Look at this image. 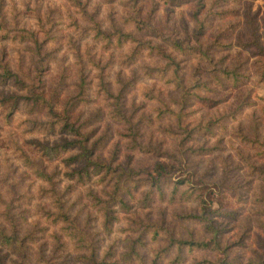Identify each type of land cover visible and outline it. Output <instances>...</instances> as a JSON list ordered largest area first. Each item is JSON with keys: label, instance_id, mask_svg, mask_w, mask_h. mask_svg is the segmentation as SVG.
I'll return each mask as SVG.
<instances>
[{"label": "trees", "instance_id": "trees-1", "mask_svg": "<svg viewBox=\"0 0 264 264\" xmlns=\"http://www.w3.org/2000/svg\"><path fill=\"white\" fill-rule=\"evenodd\" d=\"M121 1L125 9L119 18L108 13L107 23L105 18L88 12L82 0H58V7L51 8L55 11H45L48 22H56L54 18L60 22H74V31L81 39H87L86 42L81 41L88 48L84 52L87 58L79 50L80 40L75 43L78 64L69 82L68 89L71 90L58 107L54 98L58 89L46 94L42 77L43 71L54 59L43 48L52 31L45 30L41 38L33 30L14 31L12 34L5 31L10 40L34 42L35 47L31 49L37 55L39 66L35 74L32 69L24 77L8 63L6 56H0L1 82L11 79L25 91L8 93L0 98L2 117L8 120L21 105L27 106L28 110L36 108L50 118L46 121L33 118V123H44L47 130H58L68 136L59 142L40 143L42 149L38 152L45 162L35 159L36 154H28L18 147L20 161L25 168L20 176L28 181L12 183L4 188L0 186V264H144L146 256L139 248L145 245L147 236L152 241L161 236L167 239L166 243L152 247L149 264H237L230 256V246L221 240L223 228L210 216L230 215L232 210L224 207L220 198L219 204L214 206L207 198L205 180L199 178L200 185L193 181L187 159L189 153L208 150L189 144V141L212 132V128L221 123L218 116L192 122L193 118L189 115L196 109L189 108L192 98L196 97L207 106L219 101L199 94L198 89H210L205 80L197 76L203 70L199 69V65L192 82L184 76L182 58L177 55L188 52L194 46L183 37L162 34V30L152 22L160 4H181L189 0ZM32 13L35 22H44V14L35 8ZM80 20L88 22L86 26L82 25V30L77 23ZM125 24L129 25V31H125ZM202 26L203 22L194 25V33L199 32ZM158 35L162 36V40L155 41L153 37ZM126 42L132 44L128 52L121 55L120 62L124 65L145 53L154 57L141 72H135V67H132V76L129 77L138 79V94L142 96V101L144 104L155 102L159 105L154 106L156 116L167 114L177 124V128L167 130L176 134H173L174 152L168 154L167 159L156 160L152 166L136 167L131 163L130 156L120 158L124 154L121 152V139L139 151L148 150V146L137 140V135L143 119L150 117L144 112H129L125 109L124 98H121L123 90L120 86L129 80H117L120 88L113 93L110 80L102 72L91 75L93 70L102 68L93 59L97 47L112 56L111 50ZM200 50L202 55L210 57L206 50ZM58 73L63 79L67 78L64 67H59ZM221 73L224 78L238 81V73L234 69H222ZM144 77L151 80L143 81ZM96 78L99 88L112 99L109 104L113 106L107 111L112 123L101 119L91 125L96 112L87 118H83L78 111L74 114L78 105L87 101L89 87ZM167 92H174L176 98H173L172 104L166 100ZM117 134L120 139L114 140ZM105 141L110 142L108 147H105ZM155 151L156 154H166L160 148ZM51 160L54 161L50 165L48 161ZM258 172L264 179V168H259ZM221 195V198L225 197ZM156 197L168 202L192 200L198 205L172 212L171 215L178 220L176 228L164 218L167 217V208L160 207L156 215L149 213ZM132 200L135 201L133 205ZM96 220L99 226L94 229ZM174 249V254L165 260L166 254ZM194 250L216 252L217 256L192 258V261L185 262L186 254Z\"/></svg>", "mask_w": 264, "mask_h": 264}, {"label": "rangeland", "instance_id": "rangeland-1", "mask_svg": "<svg viewBox=\"0 0 264 264\" xmlns=\"http://www.w3.org/2000/svg\"><path fill=\"white\" fill-rule=\"evenodd\" d=\"M52 1L54 2L0 0V56H6L8 63L22 76L26 77L27 72L32 69L35 74L39 64L36 62L37 55L31 49L35 47L34 42L26 39L10 40V36L5 35V31L8 30V34H12L14 31L33 30L41 38L44 31L50 29L51 38L43 48L49 51L54 59L49 62L50 65L48 64L47 70L43 71L42 77L44 76L43 86L46 94L58 89L57 94H54L58 107L68 90H71L68 89L69 82L73 79L78 64L75 43L80 40L79 50L85 58L87 57L84 52L88 51V48L81 43V41L86 42L87 39H81L74 31V22H60L56 18H54L56 22H48L45 11L58 7V0ZM82 1L88 12H92L98 18H105V23L108 22L106 20L108 13L118 17L125 9L121 0ZM142 1L149 2V0ZM201 2L203 5H200ZM34 8L44 14L42 16L44 22H35L32 13ZM51 15L53 16L52 13ZM152 22L157 25L156 28L162 30V34L183 37L194 46L188 52L177 55L178 58H182L180 62L184 67V76L192 82L199 65V69L203 68V70H200L197 76L205 80L210 87V89H198L199 94L219 101L213 106H207L193 97L192 105L189 106L190 109L196 108L189 115V118H193L192 122L217 116L221 121L212 128V132L189 141V144L208 148L206 151L192 152L187 156L189 169L193 172V181L200 185L199 178L205 180L207 198L212 200L214 206L219 204L220 198L224 207L232 210L230 215H210L213 216L215 223L223 228L221 240L230 246V256L235 258L237 264L256 262L264 264V199H261L262 196L264 197V179L258 172L259 168H264V0H189L181 4L165 6L160 4L155 10ZM183 22L186 24L183 25ZM199 22H203V26L199 32L194 33L196 30L194 25L198 26ZM77 23L82 30V25L86 26L88 22L80 20ZM124 28L125 31L130 29L127 24ZM153 39L159 41L162 40V36H154ZM72 40L75 41L70 44ZM131 44L132 42H126L119 48L112 49V56H108V52L103 51L100 46L97 47L93 59L102 68L93 70L91 75L102 72L105 78L110 80L113 93L122 87L121 98L122 100L124 98L126 110L129 112L134 110L136 114L144 112L150 117L143 119L137 135V140L148 146V150L139 151L135 147H130L125 139H121V152L124 154L120 158L125 155L130 156L131 163L136 167L152 166L156 160L167 159L168 154L174 152L176 134L167 130L177 128V124L167 114L157 117V111L154 110V106L157 105L155 102L148 101L144 104L142 101V96L138 94L140 88L138 79L129 77L132 76V67H135L133 69L135 72H141L145 65H149L154 60V57L145 53L141 58L124 65L120 62L121 55L128 52ZM200 49L206 50L210 57L202 55ZM59 67H64L66 79L58 73ZM222 69L236 70L238 81L234 82L231 77L224 78ZM119 79L129 82L120 86L117 82ZM150 80L147 77L143 79L146 82ZM97 82L96 78L89 87L87 101H82L74 114L78 111L83 118H87L89 114L96 112L91 125L100 122L101 119L112 123V119H108L107 114L108 109L113 106L109 104L112 99L101 87L99 88ZM24 92L11 79L7 82L0 80V98L8 93ZM173 98H176L174 92H167L166 100L169 104H172ZM97 108L100 110H96ZM43 113L44 111L38 112L36 108L28 110L25 105H21L8 120L0 113V186L2 188L12 183L28 181L20 176L25 168L20 161L18 147L26 150L28 154H36L35 159L43 161L44 158L38 152L42 149L40 143L59 142L68 136L58 130H47L44 123L32 122L33 118L49 120L50 117ZM119 139L117 134L114 140ZM109 145L110 142L105 141V147ZM158 148L166 154H156L155 150ZM53 161H48V164L51 165ZM221 194L225 197L221 198ZM155 200L153 204L151 203L149 213L156 215L160 207L167 208V217L164 218L171 227L176 228L178 220L171 215L172 212L183 207L196 208L198 205L192 200L168 202L159 197ZM134 203L135 201L132 200L131 204ZM98 226L99 221L96 220L93 228L96 229ZM145 240V245L139 249L146 256L144 264H149L152 247L166 243L167 239L161 236L152 241L147 236ZM174 252L175 249L167 253L165 260H168ZM215 255L217 256V253L212 251L194 250L186 254L185 262L203 256L213 258Z\"/></svg>", "mask_w": 264, "mask_h": 264}]
</instances>
